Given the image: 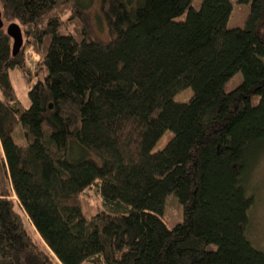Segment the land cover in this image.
<instances>
[{
    "label": "trees",
    "instance_id": "16d2710c",
    "mask_svg": "<svg viewBox=\"0 0 264 264\" xmlns=\"http://www.w3.org/2000/svg\"><path fill=\"white\" fill-rule=\"evenodd\" d=\"M239 1L228 28L229 0H0V264H264L243 182L264 153V0Z\"/></svg>",
    "mask_w": 264,
    "mask_h": 264
},
{
    "label": "rangeland",
    "instance_id": "374dc122",
    "mask_svg": "<svg viewBox=\"0 0 264 264\" xmlns=\"http://www.w3.org/2000/svg\"><path fill=\"white\" fill-rule=\"evenodd\" d=\"M199 1L200 0H195V4L197 5ZM229 1L232 4V10L227 21V27H243L244 21L249 12V2H240L239 0ZM4 25L6 27L8 24ZM30 49L34 51L32 47L26 48L24 51V56L26 58L25 61L27 67L32 70L38 60H31V54L29 52ZM10 78L21 103L24 106H27L28 98L26 90L29 85L26 84L24 78L18 71H11ZM240 80L241 74H235L227 82L225 91L232 90L240 82ZM189 96L190 92L188 90L181 91L174 96V99L176 101H184ZM13 138L17 144H21L23 142V139L20 136L19 126H16ZM167 139L168 134L166 133L157 141L153 150L162 148L165 145ZM254 156L253 162L246 171L243 181L247 195L253 198V205L248 211V223L245 229V236L253 247L264 252V153ZM89 193L92 194V192ZM81 203L83 214L88 219L96 211L98 204L97 198L94 196L81 195ZM162 218L168 227H171L176 222L182 220L181 204L179 203L176 196L172 193L168 194L164 199Z\"/></svg>",
    "mask_w": 264,
    "mask_h": 264
},
{
    "label": "water",
    "instance_id": "95a60500",
    "mask_svg": "<svg viewBox=\"0 0 264 264\" xmlns=\"http://www.w3.org/2000/svg\"><path fill=\"white\" fill-rule=\"evenodd\" d=\"M3 27V22L1 20V14H0V28ZM6 33L12 38V53L13 55H16L22 45V32L21 28L17 23H9L6 26Z\"/></svg>",
    "mask_w": 264,
    "mask_h": 264
},
{
    "label": "built area",
    "instance_id": "2783aa9c",
    "mask_svg": "<svg viewBox=\"0 0 264 264\" xmlns=\"http://www.w3.org/2000/svg\"><path fill=\"white\" fill-rule=\"evenodd\" d=\"M30 54H31V60H38L39 59V55L36 54L32 49L29 50ZM31 63V62H30Z\"/></svg>",
    "mask_w": 264,
    "mask_h": 264
}]
</instances>
